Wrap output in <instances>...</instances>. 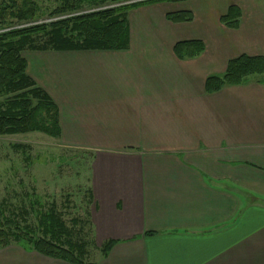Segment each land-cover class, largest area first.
Returning <instances> with one entry per match:
<instances>
[{
    "label": "crops",
    "instance_id": "obj_1",
    "mask_svg": "<svg viewBox=\"0 0 264 264\" xmlns=\"http://www.w3.org/2000/svg\"><path fill=\"white\" fill-rule=\"evenodd\" d=\"M161 4L128 13L127 50L23 53L59 109L61 144L94 158L99 241L116 244L85 264H264V83L205 91L230 60L264 57L252 30L264 35V11L234 3L230 29L220 22L230 6ZM183 10L192 22L167 20ZM192 40L205 52L177 59L175 44ZM5 252L0 264H70Z\"/></svg>",
    "mask_w": 264,
    "mask_h": 264
},
{
    "label": "trees",
    "instance_id": "obj_2",
    "mask_svg": "<svg viewBox=\"0 0 264 264\" xmlns=\"http://www.w3.org/2000/svg\"><path fill=\"white\" fill-rule=\"evenodd\" d=\"M185 1L60 0L51 13L54 20L37 23L43 12L35 0H23L20 6L17 0H4L5 7L0 11V99L4 98L0 102V136L39 132L55 139L61 137L59 109L29 76L28 62L23 53L124 51L130 44L128 13L131 10ZM86 6L91 9L85 11L83 8ZM27 7L29 10H25ZM8 9L11 11L9 14L24 26L5 23ZM241 15L240 7L231 5L220 17V22L227 28L238 29ZM166 18L172 23H190L194 15L183 10L168 13ZM38 37L45 40L38 44ZM204 52L205 44L200 40L178 42L173 48L176 58L182 61L196 59ZM253 75L264 78V57L240 55L228 62L223 75L207 78L205 91L212 94L227 86H239ZM40 225L41 237L30 227H22L14 219L6 217L4 208L0 207V249L9 247L13 241L25 251L70 264H85V245H76L70 240L60 244L62 237L69 234L54 210L40 213ZM115 244L116 241H108L102 248L103 255L107 256Z\"/></svg>",
    "mask_w": 264,
    "mask_h": 264
},
{
    "label": "rangeland",
    "instance_id": "obj_3",
    "mask_svg": "<svg viewBox=\"0 0 264 264\" xmlns=\"http://www.w3.org/2000/svg\"><path fill=\"white\" fill-rule=\"evenodd\" d=\"M35 1L43 12L42 19L37 23L52 22L54 19L51 13L60 0ZM238 2L240 5L248 4V7H260L261 12L264 11V0H186L183 3H164L159 7L206 6L223 10ZM17 3L20 6L23 0H17ZM4 7V0H0V11ZM83 9L88 11L91 8L86 6ZM10 12L8 9L5 13V23H13L15 27L24 26L13 18ZM252 30L253 34L260 36L259 39L264 42L262 32ZM249 31L251 33V30ZM44 40V37H38L36 43H42ZM249 79L260 80L258 82L261 84L264 82L263 76L260 75L250 76L246 82ZM3 99H0V102ZM93 160L89 151L69 150L59 139L39 132L0 136V207L4 208L6 217L14 219L22 227H30L40 237L43 236L40 213L54 210L65 223L69 234L66 238L62 237L60 244L64 245L70 240L76 245H85V262H95L103 255L102 248L107 242L99 241V229L94 219L96 207L93 190L87 187L94 183L95 177L92 176L90 165ZM250 190H253V193L256 191L253 187ZM260 190L263 192L260 199L264 202V188L257 189L258 194ZM13 246L19 247L12 241L9 247L0 249V256L6 255L5 251H9Z\"/></svg>",
    "mask_w": 264,
    "mask_h": 264
}]
</instances>
